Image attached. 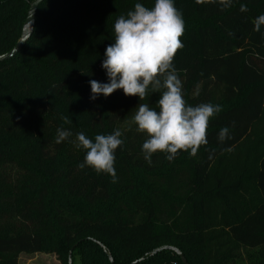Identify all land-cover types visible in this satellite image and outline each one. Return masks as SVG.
<instances>
[{
    "label": "trees",
    "instance_id": "16d2710c",
    "mask_svg": "<svg viewBox=\"0 0 264 264\" xmlns=\"http://www.w3.org/2000/svg\"><path fill=\"white\" fill-rule=\"evenodd\" d=\"M33 1L0 0V55L21 38ZM137 2L154 4L45 0L22 50L0 63V264L44 251L68 264L71 250L73 264H184L172 250L151 254L164 245L190 264H264V25L253 23L264 0H174L185 21L174 60L184 99L222 110L196 156L156 153L151 164L130 121L139 103L157 108L159 93L90 99V80L108 82L114 22ZM58 128L73 136L57 144ZM117 128L116 182L80 169L75 134Z\"/></svg>",
    "mask_w": 264,
    "mask_h": 264
},
{
    "label": "clouds",
    "instance_id": "9594fccd",
    "mask_svg": "<svg viewBox=\"0 0 264 264\" xmlns=\"http://www.w3.org/2000/svg\"><path fill=\"white\" fill-rule=\"evenodd\" d=\"M202 0H197L201 3ZM231 0H220L227 6ZM242 11H247L242 6ZM254 31L260 32L264 14L253 21ZM185 21L174 0H154L149 7L137 2L125 15H120L113 25V43L106 47L101 67L106 71L107 83L90 80L91 96H110L122 90L125 96L145 100L151 93H159L157 108L139 103L130 124L136 132L144 134L142 144L144 159L151 164L156 153L166 154L173 160L179 152L196 156L208 143V127L211 118L221 112L219 104L186 102L183 84L176 73L174 60L184 47L182 36ZM70 124L68 117H62ZM123 132L117 128L111 134H97L89 138L77 132L72 141L77 149L85 151L80 169L91 168L97 174H107L112 182L117 180L115 169L116 150L124 144ZM73 136L70 129L58 128L55 142L60 144ZM217 139L223 143L230 139L229 128L224 127Z\"/></svg>",
    "mask_w": 264,
    "mask_h": 264
},
{
    "label": "water",
    "instance_id": "95a60500",
    "mask_svg": "<svg viewBox=\"0 0 264 264\" xmlns=\"http://www.w3.org/2000/svg\"><path fill=\"white\" fill-rule=\"evenodd\" d=\"M44 1L45 0H34L33 2H31L30 8L28 10L27 18H26V20L24 22V25H23V31H22L21 38L18 40V42L15 44V46L11 50H9L8 52L0 55V63L3 62V61H6V60L14 58L22 50V48L24 47V45L26 44V42L28 41V39L30 38V36H31V34H32L33 30H34L37 10H38L39 6ZM98 243L102 246V248L104 250H106V247L102 243H100L99 241H98ZM162 250H172V251L176 252L180 256V258H181V260H182V262L184 264H190L188 262L187 258L184 256L183 252L178 247H175V246L164 245V246H161V247L153 250L151 252V254L154 255V254H156V253H158V252H160ZM110 260H111L112 263L114 262L112 256H110ZM136 262L137 261L132 262L130 264H134ZM68 264H73L72 250L69 252Z\"/></svg>",
    "mask_w": 264,
    "mask_h": 264
},
{
    "label": "rangeland",
    "instance_id": "374dc122",
    "mask_svg": "<svg viewBox=\"0 0 264 264\" xmlns=\"http://www.w3.org/2000/svg\"><path fill=\"white\" fill-rule=\"evenodd\" d=\"M170 170V167L165 169ZM20 264H65L61 256L53 252L23 253L20 256ZM78 264V261H76Z\"/></svg>",
    "mask_w": 264,
    "mask_h": 264
}]
</instances>
